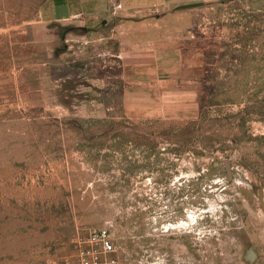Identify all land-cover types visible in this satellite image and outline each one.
Returning a JSON list of instances; mask_svg holds the SVG:
<instances>
[{
    "label": "rangeland",
    "instance_id": "obj_1",
    "mask_svg": "<svg viewBox=\"0 0 264 264\" xmlns=\"http://www.w3.org/2000/svg\"><path fill=\"white\" fill-rule=\"evenodd\" d=\"M47 6L0 0V264H264V0Z\"/></svg>",
    "mask_w": 264,
    "mask_h": 264
},
{
    "label": "crops",
    "instance_id": "obj_2",
    "mask_svg": "<svg viewBox=\"0 0 264 264\" xmlns=\"http://www.w3.org/2000/svg\"><path fill=\"white\" fill-rule=\"evenodd\" d=\"M117 1L118 4L123 5L125 9H133L139 7H164L170 6L171 4L183 3L193 0H48V9L45 14L48 20L57 23L78 18L85 21H94L101 17L104 13L110 11L112 9V5ZM144 49L149 51V55L147 56V54H142L143 48L137 50L138 53L134 57L135 63H161V58L163 57V48L157 47L150 50V48L145 47ZM165 54L166 57H168L171 54L176 53L172 47H169Z\"/></svg>",
    "mask_w": 264,
    "mask_h": 264
},
{
    "label": "built area",
    "instance_id": "obj_3",
    "mask_svg": "<svg viewBox=\"0 0 264 264\" xmlns=\"http://www.w3.org/2000/svg\"><path fill=\"white\" fill-rule=\"evenodd\" d=\"M115 251L108 227L94 228L79 236L73 257L57 264H112L108 255Z\"/></svg>",
    "mask_w": 264,
    "mask_h": 264
}]
</instances>
